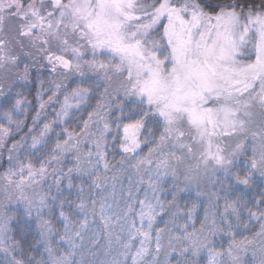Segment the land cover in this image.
<instances>
[{
	"label": "snow or ice",
	"instance_id": "6c2138e0",
	"mask_svg": "<svg viewBox=\"0 0 264 264\" xmlns=\"http://www.w3.org/2000/svg\"><path fill=\"white\" fill-rule=\"evenodd\" d=\"M0 264H264V0H0Z\"/></svg>",
	"mask_w": 264,
	"mask_h": 264
}]
</instances>
